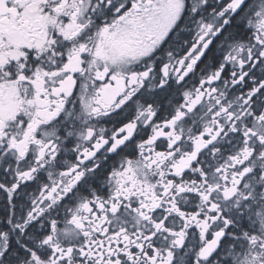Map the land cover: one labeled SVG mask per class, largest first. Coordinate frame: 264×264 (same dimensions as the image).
<instances>
[{
  "label": "snow or ice",
  "instance_id": "1",
  "mask_svg": "<svg viewBox=\"0 0 264 264\" xmlns=\"http://www.w3.org/2000/svg\"><path fill=\"white\" fill-rule=\"evenodd\" d=\"M0 264H264V0H0Z\"/></svg>",
  "mask_w": 264,
  "mask_h": 264
}]
</instances>
